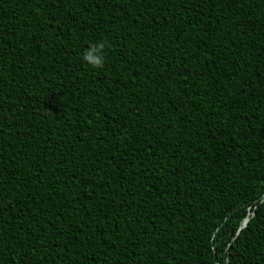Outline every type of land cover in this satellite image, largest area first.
I'll list each match as a JSON object with an SVG mask.
<instances>
[{"label":"trees","instance_id":"16d2710c","mask_svg":"<svg viewBox=\"0 0 264 264\" xmlns=\"http://www.w3.org/2000/svg\"><path fill=\"white\" fill-rule=\"evenodd\" d=\"M0 264H264V0H0Z\"/></svg>","mask_w":264,"mask_h":264},{"label":"clouds","instance_id":"9594fccd","mask_svg":"<svg viewBox=\"0 0 264 264\" xmlns=\"http://www.w3.org/2000/svg\"><path fill=\"white\" fill-rule=\"evenodd\" d=\"M103 48L102 42L91 44L82 55L83 61L92 69H102L105 65Z\"/></svg>","mask_w":264,"mask_h":264},{"label":"water","instance_id":"95a60500","mask_svg":"<svg viewBox=\"0 0 264 264\" xmlns=\"http://www.w3.org/2000/svg\"><path fill=\"white\" fill-rule=\"evenodd\" d=\"M247 223V218L244 219V222L241 224L240 229L243 228Z\"/></svg>","mask_w":264,"mask_h":264}]
</instances>
